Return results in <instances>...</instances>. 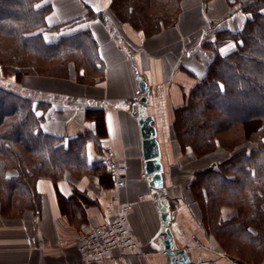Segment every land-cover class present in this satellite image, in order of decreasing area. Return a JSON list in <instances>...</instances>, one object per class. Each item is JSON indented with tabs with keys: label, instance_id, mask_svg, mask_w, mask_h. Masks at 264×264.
<instances>
[{
	"label": "crops",
	"instance_id": "obj_1",
	"mask_svg": "<svg viewBox=\"0 0 264 264\" xmlns=\"http://www.w3.org/2000/svg\"><path fill=\"white\" fill-rule=\"evenodd\" d=\"M112 1L49 0L52 12L47 24L66 28L44 33L51 43L69 31H90L104 67L102 82L81 84L74 71L69 78L28 75L19 81L8 79L23 94L50 103L41 123L45 134L63 138L87 132L97 135L96 124L87 118V111L102 110L105 131L98 135V149L95 139L87 144L88 160L92 164L103 158L106 164L108 156H115L127 168L126 186H116L108 166L81 177L65 172L58 181L39 179L36 190L40 212L27 209L21 214H6L0 204V264H88L78 251L81 236L89 227L109 223L125 205L133 206L128 222L139 250L89 264H171L160 250L164 225L153 199L157 188L149 185L145 175L139 113L153 119L163 167V178L157 184L166 192L171 211L175 210L169 226L177 246L186 249L196 262L254 264L220 247L207 234L190 190L195 172L209 168L217 171L231 154L220 158L223 151L217 149L195 159L193 151L187 149L182 155L173 129L175 110L186 104L216 57L205 42L214 41L222 31H242L248 16L234 5L236 0H182L176 23L146 36L130 24L115 20L110 13ZM89 11L105 18L87 19ZM235 49L236 44L230 41L218 51L227 56ZM1 74L0 65V78ZM138 77L148 87L146 104L138 101ZM235 216L233 207L220 209L222 220Z\"/></svg>",
	"mask_w": 264,
	"mask_h": 264
},
{
	"label": "trees",
	"instance_id": "obj_2",
	"mask_svg": "<svg viewBox=\"0 0 264 264\" xmlns=\"http://www.w3.org/2000/svg\"><path fill=\"white\" fill-rule=\"evenodd\" d=\"M181 1L113 0L110 9L119 21L151 36L176 23ZM234 5L248 16L245 28L219 32L214 41L205 42L216 57L186 104L175 110L174 129L184 147L197 156L220 146L234 150L244 141L258 143L250 152L234 153L217 171L197 173L191 187L199 189L205 210L214 204L237 210L232 219L203 222L205 231L223 238V245L240 239L228 250L260 264L264 260V0H236ZM51 12L49 0H0V204L6 214L40 212L36 183L41 178L58 181L65 172L81 177L107 167L103 158L90 164L87 155V144L95 139L98 149V135L105 131L102 110L87 111L97 135L45 134L41 123L50 103L3 83L9 77L19 81L28 75L69 78L72 71L81 84L104 80L90 31L51 43L45 40V32L66 28L47 24ZM95 17L105 15L88 12L87 19ZM230 41L236 49L222 56L218 49Z\"/></svg>",
	"mask_w": 264,
	"mask_h": 264
},
{
	"label": "built area",
	"instance_id": "obj_3",
	"mask_svg": "<svg viewBox=\"0 0 264 264\" xmlns=\"http://www.w3.org/2000/svg\"><path fill=\"white\" fill-rule=\"evenodd\" d=\"M146 93H140V97ZM139 97V98H140ZM106 165L111 170L116 186H126V166L115 156L106 159ZM132 205L121 207L117 215L107 224L92 226L86 229L78 244V251L86 263L102 262L113 259L118 253H134L139 250V243L129 227V213ZM172 216L175 214L171 211ZM161 240L166 239L165 234L160 235Z\"/></svg>",
	"mask_w": 264,
	"mask_h": 264
},
{
	"label": "water",
	"instance_id": "obj_4",
	"mask_svg": "<svg viewBox=\"0 0 264 264\" xmlns=\"http://www.w3.org/2000/svg\"><path fill=\"white\" fill-rule=\"evenodd\" d=\"M140 93H146L148 87L141 77L137 78ZM141 104H146L148 98L144 95L138 99ZM135 114L138 112L134 108ZM152 117L139 113V124L142 130L143 138V159L145 162V175L148 178L149 185L153 188H157V191L153 193V199L157 205L159 217L164 225L162 234L166 235V239L160 242V250L170 258L171 264H209L202 261H193L187 254L186 249L179 248L175 242L174 235L170 228V223L173 219L169 200L166 198V192L160 189L157 182L163 178V167L160 163V147L156 139L155 128L152 125Z\"/></svg>",
	"mask_w": 264,
	"mask_h": 264
},
{
	"label": "rangeland",
	"instance_id": "obj_5",
	"mask_svg": "<svg viewBox=\"0 0 264 264\" xmlns=\"http://www.w3.org/2000/svg\"><path fill=\"white\" fill-rule=\"evenodd\" d=\"M204 1V0H203ZM205 2V1H204ZM205 3H207V2H205ZM110 13L114 16V18H115V20H118L117 19V17L115 16V13L114 12H112L111 11V9H110ZM121 22V21H120ZM70 33H71V31H69ZM68 32V33H69ZM68 34V35H72V34ZM67 35V36H68ZM50 39V38H49ZM54 39V37L52 38V40ZM50 41H51V39H50ZM55 41H57L56 39H54L52 42H55ZM9 78H13V77H9ZM8 79V78H7ZM3 80L4 82L3 83H5V84H7L8 86H10V87H15L13 84H11L10 82H9V79L8 80ZM17 88V87H16ZM146 95V94H145ZM139 97H140V95H139ZM138 97V98H139ZM174 121H175V119H174ZM173 129H174V123H173ZM174 134H175V137H176V141H177V145H178V147H179V150H180V152L182 153V155H185L186 154V152H187V149H191L190 147H184V145H183V142L181 141V140H179V138H178V136H177V133H176V131H175V129H174ZM258 147V143L257 142H255V141H244V142H242V143H240L238 146H236V148L234 149V150H228V149H225V148H223L222 146H220V147H218L217 149H221V151H223V152H220L221 153V155H220V158H223V157H225L226 155V153H230L231 154V156L234 154V153H237V152H239V151H242V150H248V149H251L252 148V150H254V149H256ZM217 149H215V150H213V151H211V152H209V153H207V154H205V155H203V156H197L196 154H195V152L193 151V157L196 159H202L203 157H206L207 155H210V154H212V153H214ZM230 156V157H231ZM229 157V158H230ZM186 158V157H185ZM193 158V160H195ZM229 158H227L226 160H224V161H222L221 163H223V162H226ZM191 160V159H190ZM209 169H211V168H209ZM197 173H199V172H195L194 173V176L192 177V180H191V184H192V182H193V180L195 179V177H196V174ZM190 190H191V193H192V197H193V199H194V201L196 200L198 203V205H199V207H200V212H201V216H202V219H203V222L206 224V223H210V222H214V224H215V221H216V219L218 220V219H220V205H211V206H213L212 208H211V206H210V208L209 209H207V210H205L204 209V205H203V199H201V197H200V194H199V189H198V191H195V189L193 190V188L190 186ZM197 190V189H196ZM263 204H264V202L262 203V208H263ZM235 209V208H234ZM174 212H175V210H173ZM235 211L237 212V210L235 209ZM263 211H264V209H263ZM248 216V214L246 215V217ZM207 234H209L210 235V237L214 240V241H216V243H219V245H220V247H235L234 246V243H236L237 241L239 242L240 241V239H236V238H234V239H236V241L235 240H232V241H228V242H226V245H223V238H221V239H219L218 237H215V235H212L211 233H207Z\"/></svg>",
	"mask_w": 264,
	"mask_h": 264
}]
</instances>
